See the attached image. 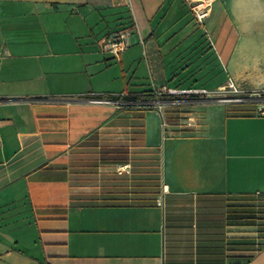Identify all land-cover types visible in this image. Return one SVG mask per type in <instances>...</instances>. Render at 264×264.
I'll return each mask as SVG.
<instances>
[{"label":"crops","instance_id":"1","mask_svg":"<svg viewBox=\"0 0 264 264\" xmlns=\"http://www.w3.org/2000/svg\"><path fill=\"white\" fill-rule=\"evenodd\" d=\"M195 1L0 0V264L264 254L257 102L180 108L165 127L153 109L74 102L161 86L264 91V0H213L202 25ZM122 30L126 49L105 52ZM205 66L221 72L211 89Z\"/></svg>","mask_w":264,"mask_h":264},{"label":"built area","instance_id":"2","mask_svg":"<svg viewBox=\"0 0 264 264\" xmlns=\"http://www.w3.org/2000/svg\"><path fill=\"white\" fill-rule=\"evenodd\" d=\"M212 1L213 0H196L190 4V13L199 25H202L208 17ZM127 45L126 35L122 30L106 37L103 41L102 48L105 52L117 54L124 51ZM151 94L152 96L150 98L140 101L127 99V92H120L117 94H87L75 98L74 102L91 106L110 107L114 109H153L161 118V126L165 127L167 124L166 114L169 111L175 112L177 109L201 104L202 102L210 100V98L206 97L203 90L195 88L179 89L161 86L159 88H152ZM256 99H261L260 101H262V103H259L258 113L264 114V91L250 92L245 95L244 98L238 96L233 100L230 99L221 101L243 102L246 100ZM119 170H124V168L119 167ZM160 204L161 203L159 202L158 205Z\"/></svg>","mask_w":264,"mask_h":264},{"label":"rangeland","instance_id":"3","mask_svg":"<svg viewBox=\"0 0 264 264\" xmlns=\"http://www.w3.org/2000/svg\"><path fill=\"white\" fill-rule=\"evenodd\" d=\"M141 61H143V58H140ZM137 64V62H136ZM206 67V68H205ZM203 67L202 71H201V86L203 85H207L206 87H208V89H211L213 86V83L215 81L216 78H221L220 71L215 70L214 66H205ZM262 93V92H261ZM247 95L246 93L244 94H233L227 91H222L220 93H217L216 95H211V97H207L210 98L209 101H205L206 103H211V102H218V103H228L229 101H221V100H230V99H236L238 96L244 98V96ZM207 100V99H206ZM261 100V99H260ZM260 100H252L259 103H262V101ZM201 103V109L205 106L206 103ZM230 102H235V101H230ZM168 113H178V111H169ZM253 264H264V254H262V256L260 257V259H258L256 262H254Z\"/></svg>","mask_w":264,"mask_h":264},{"label":"trees","instance_id":"4","mask_svg":"<svg viewBox=\"0 0 264 264\" xmlns=\"http://www.w3.org/2000/svg\"><path fill=\"white\" fill-rule=\"evenodd\" d=\"M152 96L151 89L142 90L139 92H127V99L140 101L146 98H150Z\"/></svg>","mask_w":264,"mask_h":264}]
</instances>
